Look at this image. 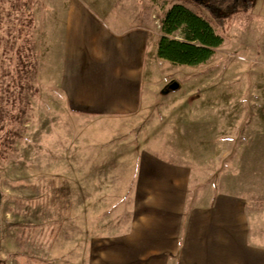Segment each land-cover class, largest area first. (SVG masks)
Segmentation results:
<instances>
[{
  "label": "rangeland",
  "instance_id": "1",
  "mask_svg": "<svg viewBox=\"0 0 264 264\" xmlns=\"http://www.w3.org/2000/svg\"><path fill=\"white\" fill-rule=\"evenodd\" d=\"M38 1L42 13L45 0ZM150 2L158 29L180 1L168 7ZM23 3L0 0L2 17L15 7L18 27ZM216 30L224 42L206 63L151 58L144 108L111 119L68 109L60 88L62 54L45 28L32 31L38 93L29 96L31 109L15 125L19 137L7 151L0 131V264H85L79 226L69 220L134 215L140 159L147 152L192 162L195 186L206 181L209 191L245 197L257 231L264 232V0L236 15L228 30ZM175 37L184 40L183 32ZM9 80L0 72V83Z\"/></svg>",
  "mask_w": 264,
  "mask_h": 264
},
{
  "label": "crops",
  "instance_id": "2",
  "mask_svg": "<svg viewBox=\"0 0 264 264\" xmlns=\"http://www.w3.org/2000/svg\"><path fill=\"white\" fill-rule=\"evenodd\" d=\"M150 1L45 0L42 13L34 7L33 32L45 28L62 54L60 88L70 111L101 119L142 111L162 36ZM177 162L141 156L134 215L69 220L79 226L85 264H264V232L246 198L209 191L206 181L195 186L198 170Z\"/></svg>",
  "mask_w": 264,
  "mask_h": 264
},
{
  "label": "trees",
  "instance_id": "3",
  "mask_svg": "<svg viewBox=\"0 0 264 264\" xmlns=\"http://www.w3.org/2000/svg\"><path fill=\"white\" fill-rule=\"evenodd\" d=\"M37 1L24 0V18L18 27L13 23L15 7L10 8L5 18L0 13V72L10 77L8 83H0L3 91V98L0 99V131L6 132L2 142L5 151L11 149L19 137L14 127L31 109L29 96L38 93L35 79L40 64L31 46ZM179 1L160 20L162 36L157 56L175 65L188 66L208 62L224 42L216 29L228 30L236 15L250 11L254 5V0ZM170 4L171 0L162 2L164 7ZM189 5L198 12L190 9ZM203 12H207L210 19ZM178 32H183L184 40L175 37Z\"/></svg>",
  "mask_w": 264,
  "mask_h": 264
},
{
  "label": "water",
  "instance_id": "4",
  "mask_svg": "<svg viewBox=\"0 0 264 264\" xmlns=\"http://www.w3.org/2000/svg\"><path fill=\"white\" fill-rule=\"evenodd\" d=\"M0 206H1V192H0Z\"/></svg>",
  "mask_w": 264,
  "mask_h": 264
}]
</instances>
